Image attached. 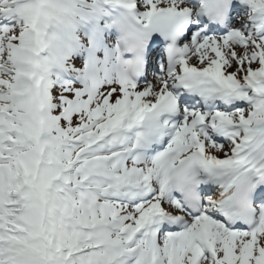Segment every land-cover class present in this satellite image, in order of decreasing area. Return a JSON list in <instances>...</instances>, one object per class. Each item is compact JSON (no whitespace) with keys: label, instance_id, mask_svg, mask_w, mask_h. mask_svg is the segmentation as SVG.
Wrapping results in <instances>:
<instances>
[{"label":"snow or ice","instance_id":"6c2138e0","mask_svg":"<svg viewBox=\"0 0 264 264\" xmlns=\"http://www.w3.org/2000/svg\"><path fill=\"white\" fill-rule=\"evenodd\" d=\"M0 264H264V0H0Z\"/></svg>","mask_w":264,"mask_h":264}]
</instances>
